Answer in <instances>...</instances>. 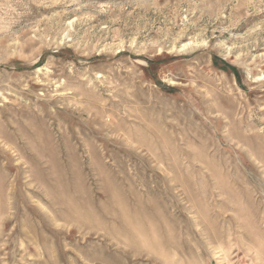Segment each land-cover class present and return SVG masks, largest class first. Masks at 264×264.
Masks as SVG:
<instances>
[{
	"label": "rangeland",
	"instance_id": "1",
	"mask_svg": "<svg viewBox=\"0 0 264 264\" xmlns=\"http://www.w3.org/2000/svg\"><path fill=\"white\" fill-rule=\"evenodd\" d=\"M0 264H264V0H0Z\"/></svg>",
	"mask_w": 264,
	"mask_h": 264
},
{
	"label": "bare ground",
	"instance_id": "2",
	"mask_svg": "<svg viewBox=\"0 0 264 264\" xmlns=\"http://www.w3.org/2000/svg\"><path fill=\"white\" fill-rule=\"evenodd\" d=\"M134 228V227H133ZM142 229V228H141Z\"/></svg>",
	"mask_w": 264,
	"mask_h": 264
}]
</instances>
